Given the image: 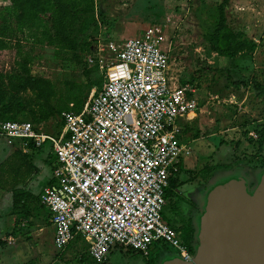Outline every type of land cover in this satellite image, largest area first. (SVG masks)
I'll list each match as a JSON object with an SVG mask.
<instances>
[{
    "label": "built area",
    "instance_id": "built-area-1",
    "mask_svg": "<svg viewBox=\"0 0 264 264\" xmlns=\"http://www.w3.org/2000/svg\"><path fill=\"white\" fill-rule=\"evenodd\" d=\"M84 60L104 80L79 112L72 102L60 112L58 133L36 130L29 121L0 122L7 143L50 145L56 163L39 203L49 213L54 246L82 238L97 264L115 247L148 256L157 243L190 259L161 212L170 176L191 153L178 119L195 115V89L170 79L169 50L157 27L120 42L98 35Z\"/></svg>",
    "mask_w": 264,
    "mask_h": 264
},
{
    "label": "rangeland",
    "instance_id": "rangeland-1",
    "mask_svg": "<svg viewBox=\"0 0 264 264\" xmlns=\"http://www.w3.org/2000/svg\"><path fill=\"white\" fill-rule=\"evenodd\" d=\"M3 2L0 0V4ZM216 2L96 0V8L103 12V17L89 23L91 27L85 31V38L94 34L120 42L149 27L159 28L160 44L169 50L170 79L176 84L188 83L197 89L196 115L181 133V139L191 153L180 164L177 186L166 188L161 212L162 221L175 228L177 223L184 225L192 222L193 213L197 210L194 196L214 173L240 167L245 174H249L264 165V94L253 86V79L264 84V0H230L226 9L232 29L245 32L257 44L251 59H237L240 71L237 73L222 70L227 66L226 61L218 59L203 38L206 21L214 20ZM15 40L22 52L30 54L31 72L49 78L59 88H65L66 81L73 82L87 93L88 98L94 94L95 87H85L86 82L98 76L102 82L104 80L99 69L86 76L82 72L83 65L55 58L51 46L36 43L27 31L19 33ZM12 44L15 41L0 58V69H7L13 64L16 49ZM183 122L188 121L178 119V124L183 126ZM54 126L53 119L41 124L40 130L54 132ZM249 132L253 135L249 136ZM9 148L4 137L0 136V161ZM10 202H0L3 214L0 229L8 227L6 215L11 209ZM33 209L35 218L30 227L37 233L36 236L32 235L29 241L21 243L13 239L12 244L5 243L0 250L7 254L14 252L11 257L15 261V251L22 249L26 257L33 259L26 264H79L80 256L86 258L85 264H93L88 256L87 243L82 238L71 241L64 248H56L53 243L54 228L46 221L47 209L39 203H35ZM41 227L43 229L38 232ZM169 250L175 252L172 248ZM157 254L159 257L153 264L166 254L162 243L155 245L152 255ZM149 258L124 247H115L102 264H148Z\"/></svg>",
    "mask_w": 264,
    "mask_h": 264
},
{
    "label": "trees",
    "instance_id": "trees-1",
    "mask_svg": "<svg viewBox=\"0 0 264 264\" xmlns=\"http://www.w3.org/2000/svg\"><path fill=\"white\" fill-rule=\"evenodd\" d=\"M229 3L230 0H217L214 20L206 21L203 38L217 58L226 61L227 66L222 70L237 73L240 72L237 59H251L257 44L245 32L233 30L228 24L226 9ZM102 17L103 12L96 8V0H4L0 4V58L12 41H15L12 45L16 49L12 57L13 64L7 69H0V122L29 121L34 129L40 130L41 124L54 119L56 130L53 133L56 134L63 125V121L59 119L60 112L69 109V103H73L72 110L75 112L82 109L87 93L73 82L66 81L65 88H59L49 78L33 74L29 66L32 58L29 53L22 52L15 38L19 33L29 32L36 43L51 46L55 58L61 57L76 65H83L82 72L90 76L96 72L97 67H88L83 55L88 52L96 35L85 38V31ZM101 82L102 78L98 76L88 80L85 87L93 85L96 93ZM240 83H243L242 80ZM253 86L259 93L264 94V84L253 79ZM179 171L170 176L168 188H175L179 183ZM169 193L170 191L167 195ZM20 203L21 199L14 198L11 208L28 209L26 206L21 207ZM22 212L27 217L26 210ZM179 239L193 254L195 240L191 221L179 234ZM155 245L148 254V264H153L159 257L158 254L154 257L152 255ZM162 246L164 250L171 251L167 244ZM124 248L140 254L131 248ZM85 261V257H78L79 264H85Z\"/></svg>",
    "mask_w": 264,
    "mask_h": 264
},
{
    "label": "water",
    "instance_id": "water-1",
    "mask_svg": "<svg viewBox=\"0 0 264 264\" xmlns=\"http://www.w3.org/2000/svg\"><path fill=\"white\" fill-rule=\"evenodd\" d=\"M194 197V253L170 251L156 264H264V166L216 172Z\"/></svg>",
    "mask_w": 264,
    "mask_h": 264
},
{
    "label": "crops",
    "instance_id": "crops-1",
    "mask_svg": "<svg viewBox=\"0 0 264 264\" xmlns=\"http://www.w3.org/2000/svg\"><path fill=\"white\" fill-rule=\"evenodd\" d=\"M193 117L189 120L184 119L188 122H183V126L180 124L184 130L185 125L190 123ZM7 144L10 148L3 157L4 159L0 161V202L10 200V206H12L13 199L19 198L21 199L20 206H26L28 209L13 210L11 208L10 211L8 209L6 215L8 216L6 221L8 227L7 229H0V246L5 245V243L12 244L13 239L21 243L29 241L32 235L36 236L37 233L30 227L35 218L32 210H34V204L38 203L42 188L52 181V169L56 163L50 145L47 143L38 147L32 144L23 146L19 141ZM22 210H26L28 217L23 215ZM1 215L3 216L2 212H0V217H2ZM46 221L50 223L48 211ZM42 229L41 227L37 231ZM9 238L12 239L11 242H8ZM4 252L0 250V264H26L33 261L29 256H25L22 249L15 251L17 256L15 261L11 257L14 252L11 254Z\"/></svg>",
    "mask_w": 264,
    "mask_h": 264
},
{
    "label": "flooded vegetation",
    "instance_id": "flooded-vegetation-1",
    "mask_svg": "<svg viewBox=\"0 0 264 264\" xmlns=\"http://www.w3.org/2000/svg\"><path fill=\"white\" fill-rule=\"evenodd\" d=\"M264 165H262L261 167H263ZM260 168V167H259ZM258 169V168H257ZM188 226V224L187 223H185L184 225H182V224H176V229H178L176 232L178 233V234H181L182 233V231H183V229L184 228H186ZM164 252H166V253H168L169 251H166V250H164Z\"/></svg>",
    "mask_w": 264,
    "mask_h": 264
}]
</instances>
